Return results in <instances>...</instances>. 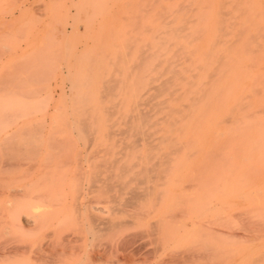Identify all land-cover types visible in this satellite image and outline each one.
<instances>
[{
	"label": "rangeland",
	"instance_id": "374dc122",
	"mask_svg": "<svg viewBox=\"0 0 264 264\" xmlns=\"http://www.w3.org/2000/svg\"><path fill=\"white\" fill-rule=\"evenodd\" d=\"M159 27L220 53L228 121L180 134L161 183L121 172L145 143L120 132L152 114ZM263 217L264 0H0V264H256Z\"/></svg>",
	"mask_w": 264,
	"mask_h": 264
},
{
	"label": "bare ground",
	"instance_id": "6f19581e",
	"mask_svg": "<svg viewBox=\"0 0 264 264\" xmlns=\"http://www.w3.org/2000/svg\"><path fill=\"white\" fill-rule=\"evenodd\" d=\"M158 4H156V5H158ZM180 4H182V3H180ZM150 10H151V8L149 9V11ZM220 11H221V9H220ZM176 12H177V10H176ZM216 12H218V11H216ZM222 13H224V12H222ZM160 16H162V14ZM163 22L164 21H162L161 23H163ZM163 24H161V25H163ZM166 32H167L166 27H159V29L155 30L153 32V35H151L152 41H153V47H155V52H153L154 54L152 56V58H154V60H155V63L152 64L151 68H152V70L156 71V78H154V79L157 82V85L153 86V90L155 92H154V95L153 94L152 95H153V98L156 99V101L152 106V110H151L152 114L147 115L148 113H141V112L137 113V115L135 116V118L133 120L128 119V120L123 122L125 128H124V130L122 129L123 132L120 131L121 133H123V134L125 133L127 135L126 137L128 138V143L125 144L124 146H126L128 149L131 148L132 150H134L135 145L139 141H142L143 143H145V145L143 146V148L145 149V155L143 157L135 156V159H136L135 161L134 160H131V161L127 160V162L125 161V163L123 165H121L123 167V170L121 172H123V171L127 172V173L132 172V173H134L135 176H137V175L143 176L144 172L148 173L151 170H153V172H154L155 171L154 169L156 167H159L158 171H156L157 176L160 177L158 181H160L161 178L165 177L164 171L167 168L166 166H169V163L171 162V158L169 155L172 152L176 151L178 148L180 149V147H182L181 145H183V143L180 142V140H179L180 134H183L189 128H194V130H200V131L220 129V123L222 124L224 121H225V123L228 122V121L226 122L225 119L223 121L221 118H224V117H221V114H220V110L222 109V107H221L222 102L220 99V79L222 78L221 75H223V70L220 68V53H213V52L211 53L210 52V50H213L212 48H214V47H211V48L207 47L210 45V43H208V42H210V39L207 40V42L205 41V43H208L206 45L207 48H203L205 51L209 50V53H207L208 51L205 53L204 52L203 53L196 52V51H198V48L200 47V45L198 47H195L196 53L187 52L188 50L192 51V49H188L190 45L189 46L187 45L188 48L183 47L184 42L181 43V45L179 47H177L179 45V43L173 44V46L177 45V46H174L176 48H173L172 45H170V43H173L170 41V39H168L169 47H167L168 45H166V43L163 42L167 37L164 36L163 38H165V39L164 40L162 39L163 35H165V34L168 35ZM63 34H66V29L63 30ZM159 37H161V39L158 40ZM160 41L163 43H160ZM165 42H167V41L165 40ZM202 42H204V41H202ZM214 42H215V40H214ZM191 43H192V41H191ZM205 43H203V44L199 43V44L204 45ZM162 44H165V45H162ZM216 45H219V44H216ZM193 46H197V45H192V47ZM147 47L149 48L148 45H147ZM202 47L203 46H201V48ZM201 48H199V49L203 50ZM141 51H142V49H141ZM141 54H142L141 57H143V54H145V53L142 51ZM227 55H229V54H227ZM145 56H146V54H145ZM145 58L148 59L149 56H147ZM141 59H140V61H141ZM142 60H145V59H142ZM140 61L138 63H140ZM141 62L145 63L147 61H141ZM136 63H137V61H136ZM138 63L135 66H138L139 65ZM235 99H237V97ZM136 104L141 105L140 103H137V102H136ZM237 105H239V104H237ZM239 106H242V104ZM239 106H238V110L243 108V107H239ZM139 107H137V108H139ZM230 107L231 106H229V108ZM227 109H228V106L224 110L227 112ZM235 109H230L231 111L229 110L230 112H232L231 114L234 116H235V114L237 115V113H235ZM240 111H243V109ZM230 112H229L228 116L225 115V117L229 118V120H230V117L232 116L230 114ZM236 112H237V110H236ZM149 113H150V111H149ZM233 113H235V114H233ZM229 115H231V116H229ZM233 120H231V121H233ZM81 121H83L81 124L83 126V128L87 127V125H85L86 122H84L85 120L82 119ZM110 123H111V121L109 122V124ZM235 123H237V121ZM227 125H228V123H227ZM108 128H109V126H108ZM112 128L113 127L111 126V129ZM216 131L220 132V130H216ZM111 132H109V135ZM121 133H119V135ZM122 144H123V142H122ZM156 150H158L159 152H161L162 150H166L167 153L166 152L163 154L161 153V155L156 154V153H154V151H156ZM119 152L121 153V151H119ZM209 153H211V151ZM117 160H116V162H117ZM141 162L144 164V166L141 167V168H143L142 173L141 172L140 173L133 172L132 168L134 166H136L137 164L141 165ZM114 166H112V167H114ZM162 167L165 169L162 170L163 169ZM119 170H121V169H119ZM143 170H144V172H143ZM106 171H107V169H106ZM108 172H109V170H108ZM110 172H113V171H110ZM99 174H100V172H99ZM124 174H126V173H124ZM149 175H150V173H149ZM149 175H147V178H149ZM154 175L151 174V177L154 178L155 177ZM104 176H107V174L106 175L104 174ZM93 177L99 179L98 175H97V177H95L93 175ZM116 177H117V174H116ZM94 178H93V180H94ZM118 178H119V175H118ZM120 178H121V176H120ZM144 178H143V181H144ZM89 179H90V177H89ZM97 179H96V181H97ZM134 179H135V177H134ZM134 179L132 181L135 182ZM101 180H102V178H100V181ZM106 180H107V177H106ZM119 180H121V179H119ZM136 180H139V179L136 178ZM89 181H91V179ZM105 181H103L102 184L104 183L107 186L112 185V186L116 187V184L110 183L108 185V183L106 184ZM129 181H130V178H129ZM151 182H153V181H151ZM161 182H163V180L160 181V183ZM120 183H121V181H120ZM90 184H92V183H90ZM126 184H127V182H126ZM139 184L145 185V183L142 182V179L138 181V185ZM158 184H159V182H158ZM93 185H95V184H93ZM117 185H119L118 182H117ZM125 187H126V185H125ZM136 187H138V186H136ZM156 187H154L155 188L154 192L157 191ZM99 188L101 189L102 187L99 186ZM148 188L151 189V187H148ZM96 189H98V188L96 187ZM109 189H110V187H109ZM119 189L120 190L122 189L121 186ZM137 189L138 188H135V190H137ZM144 189H145V186H144L143 191H142L143 194H139L137 192L138 193L137 195L140 197L141 196L144 197L146 195V193H148V191H146L144 193ZM133 190H134V187H133ZM151 190H149L148 194L150 197L148 196V198H149V200H150V198H152V202L155 201V199H156V201L154 203L151 202L152 204L155 205L158 200H157V198L153 199V197H151L152 192H153V191L151 192ZM87 191H88V189H87ZM106 191L108 192L109 190L106 188ZM111 191H113V190H111ZM135 193L136 192H134V193L132 192L133 196L135 195ZM96 194H97V192H96ZM100 195L101 194H99V196ZM110 195H112V194H110ZM121 195L122 194H120V196ZM163 196H164V194L162 195V197ZM135 197L136 196H134L133 198L136 201L137 198H135ZM101 198H103V197H101ZM110 198H112V196H110ZM115 199L117 200V198H115ZM125 204L126 203H124V205ZM129 205H131V204L129 203ZM121 207H122V205H121ZM94 209H95V207H94ZM257 221H258V219H257ZM94 222H95V220H94ZM263 222H264V220H263ZM121 223H122V221H121ZM254 238H256V237L254 236ZM258 238H259V236H258ZM254 240H253V242H254ZM255 241H257V240H255ZM254 245H256V243H254ZM262 253H264V252H262ZM262 257L264 258L263 255H262ZM260 258L261 257H259L257 259L259 264H261L263 262V261L260 262V260H261ZM254 259L256 260V258H254ZM254 262H256V261H254ZM252 263H253V259H252ZM258 263H256V264H258ZM263 264H264V262H263Z\"/></svg>",
	"mask_w": 264,
	"mask_h": 264
}]
</instances>
